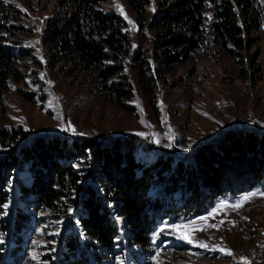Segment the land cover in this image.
<instances>
[{
    "label": "trees",
    "instance_id": "1",
    "mask_svg": "<svg viewBox=\"0 0 264 264\" xmlns=\"http://www.w3.org/2000/svg\"><path fill=\"white\" fill-rule=\"evenodd\" d=\"M99 1L64 0L68 12L47 22L40 40L47 61L73 63L126 112L133 96L128 67L140 92L152 96L174 66L202 54H239L253 31L264 30V0H155L149 16V0H125L149 42L133 51L118 15ZM4 7L0 93L19 78L18 60L29 51L4 43L13 27ZM137 147L122 132L92 137L0 127V264L24 263L32 227L45 217L60 230L38 246L36 264H183L177 251L188 245L170 225L208 213L218 196L264 194V131L256 127H226L188 151L147 149L153 159L146 165Z\"/></svg>",
    "mask_w": 264,
    "mask_h": 264
},
{
    "label": "rangeland",
    "instance_id": "2",
    "mask_svg": "<svg viewBox=\"0 0 264 264\" xmlns=\"http://www.w3.org/2000/svg\"><path fill=\"white\" fill-rule=\"evenodd\" d=\"M154 1L149 0L145 7L147 16L155 10ZM0 4L8 11L7 24L13 26L5 33L4 43L29 50L18 60L19 78L10 79L0 93V127L69 136L126 133L138 140L137 155L144 165L152 161L148 151L153 147L168 150L173 146L184 151L239 124L264 131L263 29L253 31L239 54L216 59L202 54L174 66L156 83L152 96L140 92L135 71L125 62L123 74L133 92L126 112L103 97L90 74L73 63L56 56L47 61L40 36L47 22L68 12L64 0H0ZM99 7L118 15L121 28L130 34L133 51L149 47L138 34V23L125 0H101ZM148 98L153 102L148 104ZM245 196L250 199L233 207ZM39 213L46 216L44 211ZM170 226L188 245L177 251L183 255V264H264V194L258 191L232 201L218 196L208 213ZM32 228L23 264H36L38 246L54 242L60 230L56 220L48 217ZM201 242L207 247H201ZM222 249L230 250L231 255ZM156 251L154 248V255Z\"/></svg>",
    "mask_w": 264,
    "mask_h": 264
},
{
    "label": "snow or ice",
    "instance_id": "3",
    "mask_svg": "<svg viewBox=\"0 0 264 264\" xmlns=\"http://www.w3.org/2000/svg\"><path fill=\"white\" fill-rule=\"evenodd\" d=\"M118 7H119V6H118ZM121 11H123V10L121 9ZM129 23H131V21H129ZM37 43H38V41H37ZM68 127H71V125L69 124ZM63 130L67 131V128H65V129H63ZM75 134H77V135H83L82 133H75ZM138 135H142V134H138ZM184 151H188V149L186 148V149H184ZM250 195H256V193H252V194H250ZM248 199H250V196H245V197H243L242 200L240 201V204H239V205H234L233 207H239V206H242L243 203H244L245 201H247ZM4 207H7V205H4ZM221 207H223V205H221ZM116 219H117V221L119 222L121 218H120V217H117ZM185 238H187V237H185ZM189 242L191 243L192 241L189 240ZM200 246H201V247H207V245L203 244L202 242L200 243ZM222 251H225L228 255H231V251H230V250L222 249Z\"/></svg>",
    "mask_w": 264,
    "mask_h": 264
}]
</instances>
